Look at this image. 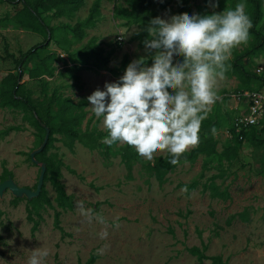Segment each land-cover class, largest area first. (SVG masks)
Wrapping results in <instances>:
<instances>
[{
  "label": "rangeland",
  "instance_id": "1",
  "mask_svg": "<svg viewBox=\"0 0 264 264\" xmlns=\"http://www.w3.org/2000/svg\"><path fill=\"white\" fill-rule=\"evenodd\" d=\"M94 1L83 0L69 17L43 14L46 24L55 30L44 55L56 52L68 65L53 60L54 77H42L49 82L48 94L56 88L73 102L71 111L83 115L81 134L107 135L102 118L95 117L87 97L94 90H104L106 82L118 81L127 67L121 68L124 56L129 64L148 53L145 46L133 40L137 27L114 18L116 6H125L122 1L100 0L95 25L84 30L83 38L75 39L71 28L88 16ZM178 2L170 0L169 7L176 10ZM188 5L190 15L198 14L199 7L206 14L223 11L219 6L213 9L210 0H188ZM262 8L264 23V1ZM20 9V5L0 3V84L8 73H17L15 60L44 40L17 24L15 15ZM170 16L166 11L161 13L162 19ZM93 39L96 51L107 60L106 68L97 67L101 65L100 58L89 56L88 68L71 71L73 64L63 49L77 54ZM248 41L236 47L237 52L247 47ZM75 59L76 65L81 66L80 56L75 55ZM180 59L174 58V63ZM36 64L35 58L25 64L21 83L26 94L38 102L44 98L39 79L31 76ZM244 64L250 71L264 69V51L245 59ZM238 85L232 74L218 79L220 99L216 102L223 112L229 113V122L236 116L234 92ZM251 86L264 92V87L254 81ZM46 103L47 100L43 106ZM241 108L239 105L238 113ZM22 116L20 109L0 110V130L21 128L0 139V178L6 170L18 186L34 191L40 169L29 156L36 150L37 137ZM223 130L215 135L216 155H201L193 163H181L161 182L147 170L149 162L133 147L130 168H126L122 161L126 144L109 147L102 143L104 136L89 149L77 140L54 134L56 141L46 155L62 164L59 181L70 207L64 211L58 208L52 186L43 183L50 204L42 199L36 212L33 209L32 217L38 227L32 233L26 209L32 206L27 205L26 198H15L6 191L0 198V264H27L36 249L48 250L45 264H210L208 260L198 262L188 252L191 247L202 250L204 246L206 256H221L225 264H264V145L244 141L237 159L221 158L229 146ZM165 154L159 152L154 159ZM185 186L187 193H181ZM79 201L85 210H91L90 218L81 214ZM55 211L60 213L61 230L53 224ZM97 217H103L104 223ZM103 230L108 232L106 239L99 236ZM93 256L94 261L88 263Z\"/></svg>",
  "mask_w": 264,
  "mask_h": 264
},
{
  "label": "clouds",
  "instance_id": "2",
  "mask_svg": "<svg viewBox=\"0 0 264 264\" xmlns=\"http://www.w3.org/2000/svg\"><path fill=\"white\" fill-rule=\"evenodd\" d=\"M210 6L217 8L218 0H210ZM245 8L241 2L234 10L151 19L146 28L151 39L143 41L148 55L131 61L118 81L106 82L104 90L87 97L107 132L102 143L127 144L148 162L167 152L172 165L197 147L202 121L220 99L218 79L224 78L232 50L249 39L252 23ZM176 57L182 59L174 63ZM211 131L216 134L214 127ZM187 191V186L181 189ZM78 207L91 217L82 201ZM97 219L104 223L103 217ZM99 236L106 239L108 232ZM48 255V250L36 249L27 264H45Z\"/></svg>",
  "mask_w": 264,
  "mask_h": 264
},
{
  "label": "trees",
  "instance_id": "3",
  "mask_svg": "<svg viewBox=\"0 0 264 264\" xmlns=\"http://www.w3.org/2000/svg\"><path fill=\"white\" fill-rule=\"evenodd\" d=\"M122 1L125 6L117 5L114 9V18L124 21L126 24L137 27L133 34V40L137 41L140 46H144L145 39H151L148 35L146 28L151 19L161 17V13L166 11L170 15H178L187 13L190 15L188 0H179L176 10L169 7L170 0H116ZM264 0H218V5L221 9H233L237 3H245V12L249 16L252 27L249 30V41L247 47L241 52H237L236 48L232 50V58L227 61V71L225 74L233 75L238 80L234 93L238 91H261L254 89L251 83L254 81L260 87H264V72L257 75L254 70L250 71L244 60L255 56L257 53L264 51V23L262 20V7ZM100 0H95L92 4L88 16L83 20L77 22L72 28L71 33L75 39H81L84 36V30L91 28L95 25L97 17L100 14L99 7ZM0 3H7L10 5H20L21 9L15 15V20L20 27L25 30H30L44 38L43 43L30 48L25 53L21 54L18 60H15V69L17 73H8L2 83L0 84V110L5 108L20 109L22 111V119L29 123L36 131V145L38 149L45 137L46 130L49 132V137L44 149L35 155V160L45 164L44 183L49 182L55 192L54 202L62 211L70 207L69 197L66 195L63 185L60 183V166L62 165L59 160L47 156V151L51 148L56 138L54 134L62 135L70 141H78L84 144L87 148L93 149L98 138L106 136V134L99 132L95 133H80V120L82 114H76L71 111L74 107L73 102L68 97H63L57 89L48 94L47 88L49 82L42 76L52 78L55 75V68L52 66L53 60H58L63 65H68V62L61 58L56 52H50L44 55V51L49 45V38L53 39V28L48 26L43 18V14L52 12L57 17H69L77 11L83 0H0ZM198 14L205 15V10L201 7L198 8ZM94 39L89 41L77 54L69 53L63 49L69 58L70 64H73L71 71H78L80 69L88 68V57L97 56L101 59V65L97 67L106 68V58L101 56V52L96 51ZM75 55H79L78 60L81 66L76 65ZM36 59V68L31 71L32 78H38L41 85L43 101L35 102L29 94L24 91V84H22L23 67L26 63ZM87 59V60H86ZM127 56H124L121 63V68H125L128 64ZM149 65L151 61H148ZM47 100L45 106L43 103ZM229 113L221 109V104L215 102L212 105L211 111L208 113L207 118L202 121L201 129L199 132L200 143L197 147L190 149L180 157V162L177 165L169 163L170 155L166 152L165 156L155 158L152 162L147 164V170L154 175L157 181H163L166 174L172 172L179 164L184 162L193 163L198 156L216 155V141L215 135L212 133V128L216 129V133L220 129H230L232 121L229 122ZM19 126H10L0 130V139L8 135L12 131H20ZM244 141L255 143L256 145H264V126L261 128L252 127L244 134L242 141L237 137H233L229 141L228 148L224 149L221 153V158L227 160L237 159L239 149ZM122 161L125 163L126 168H130L131 155L133 153L131 146L127 145L123 149ZM130 152V154H129ZM30 157V156H29ZM264 166V161H263ZM72 173H74L72 171ZM11 177V173L4 170V175L1 176L0 181H4ZM36 187V185H35ZM44 190L38 197L27 201V205H31L30 209L27 207L28 220L32 222L31 231L34 233L37 230L38 223L32 217L33 209L36 212L37 207L40 205V200L49 203L44 195ZM219 195V194H214ZM59 211L54 213V227L61 230L59 227ZM244 217V214H240ZM205 246L202 250L197 247H191L188 252L195 256L198 262L208 260L210 264H225L221 256H206L204 254ZM95 257H91L88 263L93 262Z\"/></svg>",
  "mask_w": 264,
  "mask_h": 264
},
{
  "label": "built area",
  "instance_id": "4",
  "mask_svg": "<svg viewBox=\"0 0 264 264\" xmlns=\"http://www.w3.org/2000/svg\"><path fill=\"white\" fill-rule=\"evenodd\" d=\"M121 41V38H118ZM263 68H256L254 71L257 75L263 73ZM234 99L237 106L234 109V117L230 129L223 130L226 141L237 137L242 141L244 134L252 127L261 128L264 126V92L261 91H238L234 93ZM239 102V103H238ZM242 106L238 113V106ZM254 119L255 123L250 122Z\"/></svg>",
  "mask_w": 264,
  "mask_h": 264
},
{
  "label": "water",
  "instance_id": "5",
  "mask_svg": "<svg viewBox=\"0 0 264 264\" xmlns=\"http://www.w3.org/2000/svg\"><path fill=\"white\" fill-rule=\"evenodd\" d=\"M48 137H49V132H48V130H46L45 137H44V140H43L41 146L38 149L34 150L30 154V160L36 166H38L40 169L35 190L32 191V190L27 189L25 187H20L12 180V178H8V179L0 182V198L3 197V195L6 191H9L15 198H23L24 197L27 200H31V199L39 196V194L42 191V186L44 183L45 164L36 161L35 155L40 153L44 149V147L47 144Z\"/></svg>",
  "mask_w": 264,
  "mask_h": 264
}]
</instances>
